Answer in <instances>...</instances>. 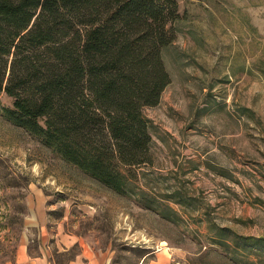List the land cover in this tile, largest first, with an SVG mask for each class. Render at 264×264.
Wrapping results in <instances>:
<instances>
[{"label":"rangeland","instance_id":"1","mask_svg":"<svg viewBox=\"0 0 264 264\" xmlns=\"http://www.w3.org/2000/svg\"><path fill=\"white\" fill-rule=\"evenodd\" d=\"M178 2L177 38L162 51L171 82L144 109L152 161L132 169L126 193L0 107V259L37 189L52 225L107 250L111 264H264V0Z\"/></svg>","mask_w":264,"mask_h":264},{"label":"trees","instance_id":"2","mask_svg":"<svg viewBox=\"0 0 264 264\" xmlns=\"http://www.w3.org/2000/svg\"><path fill=\"white\" fill-rule=\"evenodd\" d=\"M179 0H0V107L15 125L126 193L151 163V123L171 77Z\"/></svg>","mask_w":264,"mask_h":264},{"label":"crops","instance_id":"3","mask_svg":"<svg viewBox=\"0 0 264 264\" xmlns=\"http://www.w3.org/2000/svg\"><path fill=\"white\" fill-rule=\"evenodd\" d=\"M26 203L28 213L17 245L12 256L0 259V264H111L107 250L93 248L78 235L52 225L37 189L29 193ZM60 254L69 259L60 263L56 259ZM150 254L144 253L142 262Z\"/></svg>","mask_w":264,"mask_h":264}]
</instances>
